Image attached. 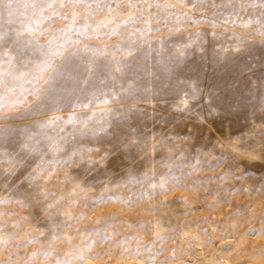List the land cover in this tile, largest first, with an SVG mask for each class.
Returning a JSON list of instances; mask_svg holds the SVG:
<instances>
[{"label": "rangeland", "instance_id": "1", "mask_svg": "<svg viewBox=\"0 0 264 264\" xmlns=\"http://www.w3.org/2000/svg\"><path fill=\"white\" fill-rule=\"evenodd\" d=\"M32 2L0 4V35L31 28L42 45L55 34L80 51L38 110L36 80L0 108V264H264L259 0H142L131 21L127 3L106 0L111 13L77 9L66 36L71 16L45 10L40 22ZM112 16L99 34L81 27ZM2 51L4 67L40 55ZM56 118L44 135L62 147L40 157L46 141L29 134ZM85 118L105 131L81 136Z\"/></svg>", "mask_w": 264, "mask_h": 264}, {"label": "snow or ice", "instance_id": "2", "mask_svg": "<svg viewBox=\"0 0 264 264\" xmlns=\"http://www.w3.org/2000/svg\"><path fill=\"white\" fill-rule=\"evenodd\" d=\"M153 3L156 4L157 7L167 8L169 6L176 7L175 4H160V0H152ZM183 2V0H181ZM7 3L8 7H11L12 0H0V4ZM120 3H127L128 10L132 12V15L127 17L128 21H131L133 16H139V12L132 11L133 9H137L138 7H142V0H120ZM31 6L35 9H38L37 19L40 22L48 19L49 17L44 16L45 10L49 11V16H62L63 19H67L71 16V20L68 25L65 26V29L61 30V35L66 36L68 32H70L73 28L76 27L77 21L80 19V13L76 11L77 9L83 8L87 10V16L95 17L101 10H107L109 13L112 12V8L109 4L106 3V0H33ZM151 7V4L149 5ZM252 7H257L259 15L261 19H264V0H259L258 5L253 4ZM65 8H68L69 12H63ZM242 10L243 6H242ZM116 17L112 16L111 18L105 17L103 20L99 21L97 25L93 26L88 23L87 17H85V23L81 25L83 28H94L95 32L99 34L101 28L107 27L109 24H113L115 22ZM25 32L30 33V35L25 36L22 32L16 31L14 33V38L11 40L6 39L5 36L0 35V48H5L9 43L13 45V48L17 50V56L23 53V50L30 44L32 45L33 53H39L40 55L36 60L28 59H18V65H9L8 67H4L3 64L7 63L6 60L0 61V108L3 107V104L10 93L14 92L17 86L23 87V82H27L29 84L32 83L33 80H36L37 84L40 87L35 88L34 91H29L30 95H34L40 101L36 105V110H38L43 105V101L48 97L51 88L54 86L56 77L59 76L66 64L69 63L72 56L77 55L80 51L79 49L73 48L72 51H68L65 44L57 43L60 40V36L53 34L45 44H40L39 35L31 31V28H25ZM42 35V33H40ZM111 35V33H108ZM264 34V33H262ZM65 52H68L65 55ZM11 53L9 51L0 52V57H8ZM40 57H43L42 59ZM57 60L60 63H57ZM35 67L39 72H43L44 75L47 76V79L44 78V75L37 76L35 73L31 71V67ZM47 85V87H44ZM99 104H106L107 100H98ZM86 106V105H85ZM106 111H110L107 109H100L101 115H104ZM59 118L49 120L48 122H42L38 125L41 129L40 132L35 134H29V138L34 140L36 143H40L41 141H46L44 150L36 149L38 156L43 157L46 152L56 153L62 147L63 137L60 140H56L53 137L45 136L44 129L52 126H56L59 128L57 124V120ZM99 124V127L89 128L88 120L81 121V127L78 129V132L81 136L83 135H98L99 132L105 131L104 125ZM61 132L63 128L59 129ZM3 132V129H0V133ZM39 137V139H37ZM3 145V137L0 136V146ZM83 157L84 153H80ZM83 162V161H82ZM88 162L94 164L95 161L88 158ZM42 164L46 167H50L48 161H42ZM40 166H38L39 169ZM39 174V172H38ZM36 177H31V179L35 180ZM145 179H151L150 176L145 175ZM132 180H140L139 176H130L129 182ZM142 182V181H141ZM153 187H155L153 185ZM3 230V225L0 224V231ZM50 235H55L54 232H50ZM83 260V256L80 257ZM6 264V262H5ZM59 264V262H58ZM63 264H73V260L69 257L68 259L63 260Z\"/></svg>", "mask_w": 264, "mask_h": 264}]
</instances>
